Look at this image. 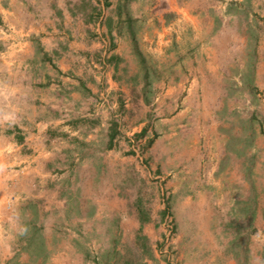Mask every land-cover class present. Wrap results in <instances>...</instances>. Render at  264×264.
<instances>
[{
    "label": "rangeland",
    "instance_id": "1",
    "mask_svg": "<svg viewBox=\"0 0 264 264\" xmlns=\"http://www.w3.org/2000/svg\"><path fill=\"white\" fill-rule=\"evenodd\" d=\"M54 3L63 46L70 26L87 29L85 23L107 16L102 0ZM234 5L245 23L251 17V62L223 65L222 79L210 72L209 79L187 80L175 109L131 107L146 124L131 115L115 121L122 161L118 152L103 151L76 170L63 164L61 170L52 155L27 159L37 150L20 145L21 131L29 136L34 119L58 114L51 107L6 105L17 98L0 81V264H56L54 257L69 264H264V238L253 219L264 206V142H258L264 93L253 79L264 0ZM3 26L0 15L1 49L17 39V32L4 37ZM47 70L46 64L38 69ZM26 120L27 130L19 128Z\"/></svg>",
    "mask_w": 264,
    "mask_h": 264
},
{
    "label": "crops",
    "instance_id": "2",
    "mask_svg": "<svg viewBox=\"0 0 264 264\" xmlns=\"http://www.w3.org/2000/svg\"><path fill=\"white\" fill-rule=\"evenodd\" d=\"M102 1L104 22L98 13L100 21L85 23L87 29L70 26L63 46L52 19L58 7L54 0H0L4 37L17 32V39L4 41L0 48L2 88L17 98V103L6 105L51 107L58 114L34 119L29 136L21 131L25 137L20 145L37 150L27 159L52 155L55 169L76 170L103 151L117 155L122 140L115 121L130 115L145 121L131 107L175 109L187 80L209 79L205 74L210 72L222 79L223 65L251 62V17L248 13L245 23L244 15L236 14L234 0ZM257 37L253 79L264 93V36ZM38 51L42 57L36 56ZM43 64L48 65L44 73L38 71ZM156 80L161 82L155 85ZM165 80L180 82L170 86ZM24 123L18 127L27 130L28 121ZM258 142H264V136ZM45 144L47 150L39 151ZM121 155L119 149L120 161ZM255 214L256 233L264 238V206ZM53 259L56 264L71 261ZM148 264L164 262L153 259Z\"/></svg>",
    "mask_w": 264,
    "mask_h": 264
},
{
    "label": "built area",
    "instance_id": "3",
    "mask_svg": "<svg viewBox=\"0 0 264 264\" xmlns=\"http://www.w3.org/2000/svg\"><path fill=\"white\" fill-rule=\"evenodd\" d=\"M147 140H148V137H145L144 142H147Z\"/></svg>",
    "mask_w": 264,
    "mask_h": 264
},
{
    "label": "trees",
    "instance_id": "4",
    "mask_svg": "<svg viewBox=\"0 0 264 264\" xmlns=\"http://www.w3.org/2000/svg\"><path fill=\"white\" fill-rule=\"evenodd\" d=\"M99 13V12H98ZM146 144L148 143V141L147 142H145Z\"/></svg>",
    "mask_w": 264,
    "mask_h": 264
}]
</instances>
